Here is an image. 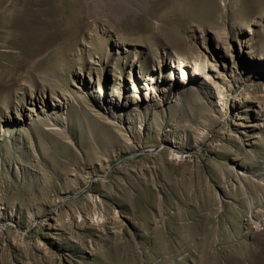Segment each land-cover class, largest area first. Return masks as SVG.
I'll return each instance as SVG.
<instances>
[{
    "label": "rangeland",
    "instance_id": "rangeland-1",
    "mask_svg": "<svg viewBox=\"0 0 264 264\" xmlns=\"http://www.w3.org/2000/svg\"><path fill=\"white\" fill-rule=\"evenodd\" d=\"M0 264H264V0H0Z\"/></svg>",
    "mask_w": 264,
    "mask_h": 264
}]
</instances>
